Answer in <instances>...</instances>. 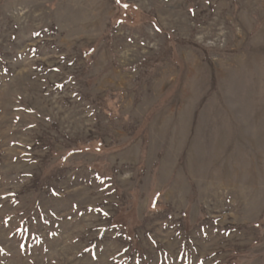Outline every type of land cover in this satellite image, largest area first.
<instances>
[{"label": "rangeland", "instance_id": "1", "mask_svg": "<svg viewBox=\"0 0 264 264\" xmlns=\"http://www.w3.org/2000/svg\"><path fill=\"white\" fill-rule=\"evenodd\" d=\"M0 264H264V0H0Z\"/></svg>", "mask_w": 264, "mask_h": 264}]
</instances>
